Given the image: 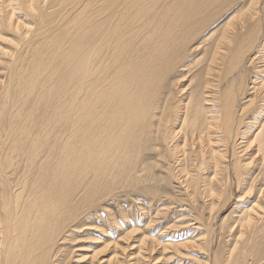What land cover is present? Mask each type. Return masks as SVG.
Masks as SVG:
<instances>
[{
  "label": "bare ground",
  "instance_id": "bare-ground-1",
  "mask_svg": "<svg viewBox=\"0 0 264 264\" xmlns=\"http://www.w3.org/2000/svg\"><path fill=\"white\" fill-rule=\"evenodd\" d=\"M0 77V264H70L84 230L125 264L101 204L156 164L194 211L174 254L264 264V0H0Z\"/></svg>",
  "mask_w": 264,
  "mask_h": 264
},
{
  "label": "rangeland",
  "instance_id": "rangeland-1",
  "mask_svg": "<svg viewBox=\"0 0 264 264\" xmlns=\"http://www.w3.org/2000/svg\"><path fill=\"white\" fill-rule=\"evenodd\" d=\"M194 54H197V58L200 56V54L198 55V51H195ZM160 165L156 164V167L153 170L148 172L149 176H148L147 181H141L139 183L131 182L129 183L130 185L128 187L127 186L123 188L118 187V189L114 190V192L108 196L109 198L105 199V203L101 204V208H104V209L106 208V210L109 209L110 214L112 213L117 214L119 207L123 211V215L125 218L123 217L124 219H123L122 224L124 225H122V230L120 229L121 231L119 233V237L123 235L124 233H127L126 235H124V238H126L124 241L125 242L124 245L129 244V246L126 247L125 249V253H126L125 255L128 254L127 256L128 258H126L125 264H132L135 261L134 259L129 260V258L131 256L133 257L136 254L137 249L135 246H137L140 239L144 237L147 239L148 243H146L147 245L145 244L146 250L141 251V256H139V264H205L204 262L205 255L207 253L204 250H201L197 247H192L190 250L186 252L183 251L186 253V256H187V258H185L184 256H181L180 254H174V252L171 251V249L168 247V243L178 241L177 239L182 238L183 233L190 232L189 229L186 230V229L180 228V226H182L183 224L187 222L191 223L193 221L191 220L189 213H193L194 211L190 209H189L190 211H188L187 206H184V205L177 206L178 209H174L173 206H170L171 207L169 208L170 211L165 209L169 201L172 202L173 199L178 200V197L176 196L175 192L177 189H181V188H179L178 184L176 183H173V186H171L172 183H170V185L168 183L167 184L168 187L166 186L165 189L158 188L159 187L158 185L161 183L162 178H165V173L163 172ZM148 185L151 186L150 191L148 189H144ZM121 189H125V191L122 192L120 191ZM154 190H155V193H154ZM147 197H150L148 198L149 200L151 198L153 200L149 201ZM251 200H254V201H251L250 203V199H245L244 201L239 202L237 205L249 206L253 202H255V200H257V197L256 196L252 197ZM233 206L234 205L230 203L227 206L220 209L219 211H216V212L214 211V216H216L214 220L215 221L218 219L222 220L225 218V222L226 223L229 222L232 219V214H230V212H232V210H236V209H233ZM162 207L164 208L163 210L166 213L160 209ZM184 216H187V218L186 217L184 218ZM202 216L204 217L208 216L207 211H204ZM179 220H181L182 222L180 223ZM99 223L100 222L95 223V225H98ZM207 223L208 222H206V224ZM99 225L102 226V223ZM193 227L194 226H191L192 229ZM191 231L192 232L189 234L191 236H197L199 234V233H196L197 230H194V231L191 230ZM128 232H131V233H128ZM114 234L116 235L117 232L111 233L112 236ZM74 237L75 239L69 242L68 243L69 245L68 244L66 245V247L68 248L71 245L72 248L70 247L69 250L73 249L74 251L72 255L73 259H71L70 264H86L91 259L95 260L92 254L93 253L95 254V252L100 251L103 248L102 235L97 234V232L84 230L83 233L79 231L77 234L75 233ZM119 237H114V240H116V238H119ZM218 241L219 240H217L216 245L218 244ZM103 243L105 242L103 241ZM150 244L154 246L152 248V251L149 247ZM111 252L113 253V249L105 253L104 259L105 257L111 256L112 254Z\"/></svg>",
  "mask_w": 264,
  "mask_h": 264
}]
</instances>
